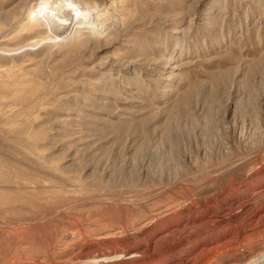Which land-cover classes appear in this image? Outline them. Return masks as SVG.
<instances>
[{
  "label": "rangeland",
  "instance_id": "1",
  "mask_svg": "<svg viewBox=\"0 0 264 264\" xmlns=\"http://www.w3.org/2000/svg\"><path fill=\"white\" fill-rule=\"evenodd\" d=\"M60 1L0 0V264H264V0Z\"/></svg>",
  "mask_w": 264,
  "mask_h": 264
},
{
  "label": "bare ground",
  "instance_id": "2",
  "mask_svg": "<svg viewBox=\"0 0 264 264\" xmlns=\"http://www.w3.org/2000/svg\"><path fill=\"white\" fill-rule=\"evenodd\" d=\"M68 1L70 0H61L59 3L55 4V5H50V7L46 6V5H39L36 9V13L38 14L39 12H42L43 14H45L49 19V29L51 30H60V28L63 26L62 23H59L57 21V17H61L63 18L64 22L63 23H67L69 21V15L72 11L78 12V8H74V5L72 6L74 10L71 9L70 4L69 6H67ZM72 2V1H71ZM69 9V10H68ZM80 9V8H79ZM40 14V13H39ZM69 16V17H68ZM81 17V16H80ZM66 20V21H65ZM48 25V24H47ZM61 26V27H60ZM60 27V28H59ZM63 28V27H62ZM65 28V27H64ZM48 29V28H47ZM123 255L120 254H115L112 255L110 257H97L92 259L93 261H105V260H112V259H118L121 258ZM134 256V254L132 255Z\"/></svg>",
  "mask_w": 264,
  "mask_h": 264
}]
</instances>
